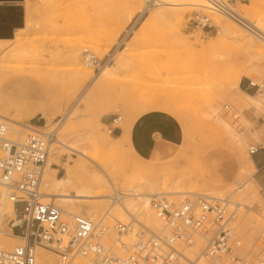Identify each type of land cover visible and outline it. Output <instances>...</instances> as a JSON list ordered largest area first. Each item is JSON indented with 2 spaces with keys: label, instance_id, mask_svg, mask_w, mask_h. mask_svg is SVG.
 Returning <instances> with one entry per match:
<instances>
[{
  "label": "rangeland",
  "instance_id": "374dc122",
  "mask_svg": "<svg viewBox=\"0 0 264 264\" xmlns=\"http://www.w3.org/2000/svg\"><path fill=\"white\" fill-rule=\"evenodd\" d=\"M222 1L242 11L247 21L264 30V8L256 13L245 12L250 4H264V0ZM24 9L23 27L14 29L11 39H0V116L8 122L9 129L18 131L19 134H9L8 130V137L13 140L20 139L29 128L44 133L54 131L59 143L53 141L52 147L59 155L51 168L55 170V178L71 173L73 184L66 189L69 196H74L89 180L91 171L100 172L105 167L113 173L116 185L107 191L103 207L90 217L102 220L108 227L109 234L106 233L102 243L119 257L126 254L116 244L114 225L118 221L129 222L131 217L127 218L125 213L120 215L117 211L120 207L111 206L110 196L119 192L124 202L135 200L137 195L145 197L127 184L153 179L155 187L150 195L163 193L174 206L198 195L243 204L235 209L232 227L240 236L242 250L246 251L264 227V187L259 184L252 199L244 193V189L252 187L253 179L258 182V177L263 175L257 168L252 175L241 172V161L252 159L247 148L253 145L263 149L258 156L264 157V108L242 96L238 85H230V78L227 79L223 70L228 65L234 66L243 71L240 79L245 77L252 83H261L264 43L243 30L252 47L225 41L217 49L207 50L229 21L186 0H24ZM195 14L208 17L214 28L190 30L189 20ZM20 20L0 21V25ZM79 41L85 44L79 50L81 64L91 75L85 84L68 87L65 81H60L69 76L71 68L65 56ZM125 47L123 65H114L113 74L105 82L95 79L104 66L119 59ZM84 49L101 61L99 71L85 64ZM223 55L231 59L227 66L224 63L229 61L222 60ZM255 92L253 96L264 97V91ZM217 99L220 102L210 113L209 107L213 108ZM23 103H29L30 113L18 111ZM223 105L237 111L236 121L223 115ZM40 111L45 112V118ZM147 115L158 120L155 142L169 147L151 159L139 156L129 141L131 124ZM114 116L121 119L118 127L128 135L127 143L115 152L102 150L106 138L112 146L117 145L115 133L109 135L105 125ZM213 118L226 122L229 131H207L208 124L215 121ZM176 185L195 192L183 197L166 193ZM78 203L83 205L84 201ZM135 203V210L139 207L145 210L138 201ZM233 208L227 206L229 211ZM80 209L78 215L88 217V208L80 206ZM138 213L133 215L144 225ZM160 225L156 231L146 228L162 234L163 224L160 222ZM132 227L133 235L126 242L129 251L136 240L134 232L138 230L134 224ZM0 231H7V220L0 224ZM21 231L22 228H16L14 235L9 231L5 235L7 239L0 235V241L11 247L22 245L16 238ZM196 243L187 250L180 247L182 252L191 254L192 258L188 259L194 260L201 254L202 243L199 240ZM41 254L51 264L81 262L80 257L60 260L43 248ZM199 264H204L203 258Z\"/></svg>",
  "mask_w": 264,
  "mask_h": 264
},
{
  "label": "built area",
  "instance_id": "2783aa9c",
  "mask_svg": "<svg viewBox=\"0 0 264 264\" xmlns=\"http://www.w3.org/2000/svg\"><path fill=\"white\" fill-rule=\"evenodd\" d=\"M207 2L214 13L238 22L221 0ZM188 25L192 31L214 28L208 17L198 14ZM82 57L93 71L101 69V61L88 50H82ZM249 86L264 91V79L259 84L249 81ZM221 111L233 121L239 116L229 105H223ZM120 120L118 116L110 120L109 135L119 128ZM53 137L52 133L30 130L18 140L10 139L7 124L0 118V203L12 204L15 217L8 226L12 235L16 234V228H22L17 237L23 243L5 248L0 242V264H35V247L54 253L60 260L81 257L90 259L93 264H193L194 260L188 259L180 247L190 249L197 240L202 243L204 264H264V227L252 245L243 251L240 236L232 227L235 208L229 211L226 201L199 195L185 199L178 206L162 194L152 195L149 209L164 225L165 234L151 232L139 224L133 248L124 257L115 256L102 243L104 233L96 230L90 219L67 214L41 192ZM260 150L255 145L249 146L247 154L253 157ZM112 200H115L113 195ZM126 229L121 223L114 225L117 236Z\"/></svg>",
  "mask_w": 264,
  "mask_h": 264
},
{
  "label": "bare ground",
  "instance_id": "6f19581e",
  "mask_svg": "<svg viewBox=\"0 0 264 264\" xmlns=\"http://www.w3.org/2000/svg\"><path fill=\"white\" fill-rule=\"evenodd\" d=\"M3 1H15V0H3ZM172 1L178 2V0H172ZM186 1L191 2V5L194 6V7H197V8H200V9H204V10H206V9L209 10L210 9V6L208 5L207 0H204V1L207 3L208 7L205 6L202 3L201 0H186ZM222 2H224V1H222ZM227 7L234 14V16L237 18L238 22L237 21H233V20H231V19H229V18H227L225 16H222V15L218 14L222 18L228 20L229 24H226L221 31H218L219 37L216 40L212 41L206 47L207 50H209V51L210 50L211 51L215 50V49L218 48V46H220L219 45L220 43H223L225 41H231V42H234V43L235 42H241L242 45L247 47V48L252 47L253 44H252L250 38L246 39V36L243 34V30L247 31L250 35H254L257 39H259L260 41H262V43H264V30H263V28H261L259 25L251 24L249 21H247L245 16L243 15L242 11H240V10H238L236 8L235 9L231 8L230 6H228V4H227ZM263 8H264V4L253 3V4H250V6L247 8V10H245V12L256 13L258 11H261ZM18 10H19V8H18ZM211 11L212 10L210 9V12ZM3 18L4 17L2 15H0V20H3ZM5 18H6L5 20H19L21 18L20 17V11H16V12H12L11 11V12H9L7 14V16ZM219 20L222 21L221 19H219ZM255 24H257V23H255ZM22 27H23V24H22L21 20L20 21H13L11 23H6V24H3V25H0V39H11L12 38V34H13V30L14 29H21ZM178 40H181L183 42V40L181 38L178 39ZM178 44H179V41H178ZM84 45L85 44L83 43V41L76 42V45L74 47H72L73 49L71 48V50L66 53L65 58L70 63L71 68H70V71H69V76L64 78V79H61L60 81L61 82L65 81L67 83L68 87H72L74 85H83L90 78L91 72L89 70H87L81 64V61H80V58H79V50ZM180 45H182L181 42H180ZM183 45H184V42H183ZM125 50H127L126 47L123 50H121V52H120L121 55H120L119 59L116 60L114 64H109V65L104 66L103 69L100 71V73L98 74V76L95 79H97V80L100 79L101 83H103V82L106 81V79L110 75L113 74L111 69L115 68L114 65H116V64L120 65V66L123 65L125 55L122 54V52H124ZM250 52L252 53V51H250ZM259 53H261V52L259 51ZM259 53H256L255 55H259ZM223 56H225V55H223ZM223 56H222V58H223ZM226 56H227V54H226ZM226 56L222 60L229 61V63L228 62L224 63L227 66V64L231 63V59H226ZM251 57H252V55H251ZM253 58H255V57H253ZM108 67H109V69H108ZM226 69L223 70V73L225 72L224 74H225V76L227 75L226 76L227 79L230 78L229 81H228L229 84L237 86L238 83H239L240 77L243 74V71L241 69H235V67L231 66V65H228V69L227 70ZM244 97H246L247 99H249V100L253 101L254 103H256V106H261V107L264 108V97H256V96H244ZM218 98H220V97H218ZM218 100L219 99H217V101L214 103L213 108L210 109V107H209L208 111L211 110L210 113L212 112V110H214V107L216 106L217 102H220ZM5 103L8 104V103H13V102H5ZM1 105H2V101H0V106ZM21 106L22 107L20 109H18V111H24L26 113H30L31 108L29 106V103H23V105H21ZM39 114L42 116V118L46 117L44 111H40ZM209 114H208V117H209ZM0 118H1V116H0ZM3 118H1V119H3ZM5 119H8V118H5ZM4 121L6 122V120H4ZM213 121H214L213 123L208 124L209 126L207 127L208 128L207 131H209V130H210L209 132L216 131V130H224L226 132L229 131V126H228V124L226 122H223L222 120L214 119V118H213ZM7 123L8 122H6V124ZM26 128L27 127H25V129ZM31 129L32 128H29V129H26V130H31ZM8 130H9V134H11L12 132L13 133L16 132L17 134H19L16 129H9L8 128ZM42 133H44V132H42ZM45 133H52L54 137L51 140L50 151H49V155H48V158H47V161H46V165H45V170H44L43 177H42V182H41V187H40L41 188V192L43 193L45 198H47L49 200L52 199L55 202L63 205L64 208H65L64 211L67 214L78 215L80 213V211H81L80 206H83V207L86 206L88 208L86 210V214L88 215L87 218L90 219L94 223V226H95L96 230L101 231V232L104 233L103 237H105L106 233H107V230H108V227H106V225L103 223L102 220H100V219L99 220H95V219L90 218V217L93 214L96 215V213L103 207V205H104L103 203L106 201V198H107V191L109 190V188H111L112 186L116 185V179H115L113 173H109L108 169L105 168V167H102L100 172L91 171L89 173V180L82 185L81 189L75 191L74 196H69L66 193V189L67 188H71V186L73 184L72 183V175H71V173L67 172L66 176L63 177V178H55L54 177L55 170L51 168V165L55 164L56 158L59 155V153L57 152V149L52 147V144L54 142H58L59 143V140L56 138V135H55L53 130L49 131V132H45ZM55 138H56V140H54ZM115 139L117 141V145L116 146H112L111 142H110V140L108 138L104 139L105 140L104 143H102L103 141L101 142L102 143V147L100 146L101 149L102 150L104 149L106 151H114L115 152L116 150H118L119 148H122L127 143L128 135L124 132V133H122V135L120 137H117ZM95 140H94V142H95ZM94 142L92 144L96 145V143H94ZM100 144H97V145L99 146ZM67 148L71 149L70 147H67ZM94 148H96V147H94ZM80 155L85 157V155L83 153H80ZM241 162L243 164L241 172H247L250 175H252L255 172L254 165H253V163H252V161L250 159L249 160L246 159L245 161H241ZM247 176H249V175H247ZM176 182H177V180L173 184H175ZM180 183L182 184V182H180ZM127 186H129L131 188V190L138 192V194L145 195V197H138V195H137V197L134 196L135 198H133L135 200H129V202H124L123 196H121V193H119V192L117 194L113 195V196H115V200L114 201L112 200V196H110L111 201H113L111 203V206L120 207V208L117 209V211H118V213L120 215H123L125 213L127 218L131 217V218H129V222H126V223L125 222L123 223L122 221L121 222L120 221L117 222V223H121V224H123V225H125L127 227L125 232L123 234L118 235L117 239H116V241H117L116 244H117L118 248L120 250L124 251L126 254L129 252V250H128L129 247L127 246L126 242H129L130 241V237L133 235L131 233V230H130V229L133 228L132 225L133 224L135 226H138L139 224L142 225L141 223L138 222L139 220L133 214L138 213L140 211L138 213L139 217H140V222H142L144 224L142 226L145 227V228L147 227V228H149L151 230L156 231V230H159L160 227H161L160 221L153 215V213H151V211L149 209V199H150L149 196H151L150 194H152L150 191H151V189L153 190L154 187H155L154 184H153V179L151 181L147 180V181H143V182H137L135 184L128 183ZM256 187H257L256 186V182L254 180H252V187L250 189L249 188L248 189H244V193L248 197H250L252 199L253 198V194H255V188ZM172 189L173 190H171V192H166V193L183 197V195L194 194V192H195L194 190L185 191V190L180 188V185H176V187H173ZM113 191H115V190H113ZM155 194H161V193H155ZM162 195H164V194L162 193ZM129 196H131V195H129ZM124 197H126V196H124ZM147 200H148V202H147ZM79 201H84V204L83 205H77V204H79L78 203ZM136 201H138L140 203V206L143 209H145L144 211L139 210L140 207L138 209L139 211L137 209L135 210V204H136L135 202ZM223 201H226V200H223ZM226 202H227L228 206H233L235 209H237L238 206L243 205V204H240V203H233L232 201H226ZM0 208H1L0 209V224L2 223V221L7 220V231H5V232H1L0 231V235H1V237H3L2 239H7V238H5V235H7L9 231L11 232L8 224H9L10 221H12L14 219L15 212H14V209H13L11 203H8V204H5V205L0 203ZM133 210H135V212L131 214V212H133ZM106 215H108V217L111 220H115V219H113L110 216L109 212H106ZM132 232H133V230H132ZM136 232L137 231L134 232V238H135ZM161 232H162V234L165 233L164 225L162 227ZM108 234H109V232L107 233V236H108ZM16 238L18 239V237H16ZM121 240H123V241H121ZM0 242L3 245V247H5V248H10L11 247L9 245H6L4 243V241H0ZM134 245H135V242L130 247L133 248ZM183 253H184V255L186 257L192 258L190 253H185V252H183ZM125 255H123L121 257H124ZM34 256H35V264H51V261H48L46 257L42 256L40 247H35ZM115 256H117V255H115ZM117 257H119V256H117ZM79 259H81V262L80 263H75V264H90V263L93 264L90 261V259H85V258H81V257ZM190 260H192V259H190ZM200 261H202L201 254L196 256V258L194 259V263L193 264H199ZM60 263L61 264H67L66 262H62V261L59 262V264Z\"/></svg>",
  "mask_w": 264,
  "mask_h": 264
},
{
  "label": "crops",
  "instance_id": "0c3cea01",
  "mask_svg": "<svg viewBox=\"0 0 264 264\" xmlns=\"http://www.w3.org/2000/svg\"><path fill=\"white\" fill-rule=\"evenodd\" d=\"M19 8V10H18ZM20 11V17L23 23V13L24 9V0H15V1H3L0 0V15L4 18L0 21H5V17L9 12ZM6 15V16H5ZM255 88L249 86V79L243 77L239 80L238 83V92L242 96H253L255 95ZM156 121L151 116H144L135 120L129 130V141L132 143V147L135 149V152L143 157L144 159H151L153 157L160 156L161 153H165V149L169 148L165 144H157L155 141V135L157 134L156 130ZM110 120L105 122V125H109ZM116 138L122 135V130L118 128L115 131ZM263 150V149H261ZM261 150L251 157V161L259 171H262V175L258 177V182H256V186L259 187V184L264 187V171L261 170V167L264 163V157H259L258 155L261 153Z\"/></svg>",
  "mask_w": 264,
  "mask_h": 264
}]
</instances>
